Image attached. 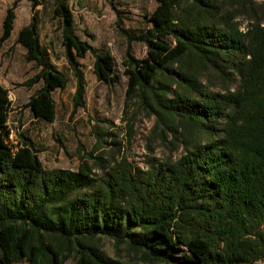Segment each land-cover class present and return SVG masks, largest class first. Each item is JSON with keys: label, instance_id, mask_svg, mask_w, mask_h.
<instances>
[{"label": "trees", "instance_id": "trees-1", "mask_svg": "<svg viewBox=\"0 0 264 264\" xmlns=\"http://www.w3.org/2000/svg\"><path fill=\"white\" fill-rule=\"evenodd\" d=\"M108 2L128 44L125 105L136 101L154 115L152 129L170 153L148 157L145 169L109 150L91 163L80 155L74 170L45 168L28 136L10 141L12 103L0 84V264H64L71 256L72 264H129L103 250V237L151 263H257L264 258V4L244 30L236 17L252 0H155L136 33ZM51 18L74 79L75 111L85 107L88 53L98 81L113 85L120 74L109 50L78 35L67 0L53 1ZM14 19L10 6L0 43ZM15 39L38 68L24 84L41 81L24 107L50 123L53 93L68 76L41 43L34 15ZM133 41L145 45L143 57L132 54Z\"/></svg>", "mask_w": 264, "mask_h": 264}, {"label": "rangeland", "instance_id": "rangeland-1", "mask_svg": "<svg viewBox=\"0 0 264 264\" xmlns=\"http://www.w3.org/2000/svg\"><path fill=\"white\" fill-rule=\"evenodd\" d=\"M53 1L39 0V4L31 7L28 0H0V34L7 8L14 6L15 12L11 35L0 43V84L8 89L11 108L14 110L9 118L10 141L21 144L22 135L28 136L34 142V148L45 168L74 170L81 160L80 155L91 163L97 154L106 159L107 155L103 152L109 150L117 160L124 156L132 165L145 169L148 157L168 155L170 149L160 142L152 129L154 115L147 114L136 101L129 100L125 105L126 77L122 73L121 60L128 44L116 26V14L108 0H67L78 35L96 48L109 50L115 58L116 71L120 74V81L113 85L98 81L92 71L93 58L88 53L82 59L86 82L85 107L73 111L74 79L60 45L58 21L51 18ZM113 1L121 11V25L136 33L147 25L146 16L156 3L155 0ZM260 4H264V0H252L249 3L251 10L239 12L236 20L241 29L245 30L251 13L260 14ZM32 15L36 17L41 43L48 47L53 62L69 79L64 90L53 93L56 115L50 123L32 120L29 108L24 107L29 95L41 84V81L30 86L24 84L38 68L25 59L24 48L15 39L18 30L30 21ZM130 50L136 57L145 55V45L141 42H131ZM223 86L234 88L236 83H225ZM220 87L221 83L217 82L215 88ZM88 152H92V156ZM178 154L179 150L173 152L174 156ZM101 244L108 255L124 259L129 264H185L180 261L146 262L124 245L116 248L113 240L107 237L101 239ZM73 261L71 256L64 264H72ZM13 264L26 263L21 261ZM255 264H264V258Z\"/></svg>", "mask_w": 264, "mask_h": 264}, {"label": "crops", "instance_id": "crops-1", "mask_svg": "<svg viewBox=\"0 0 264 264\" xmlns=\"http://www.w3.org/2000/svg\"><path fill=\"white\" fill-rule=\"evenodd\" d=\"M27 24V23H26ZM25 51V50H24ZM38 88V87H37ZM30 96V95H29ZM12 106V105H11ZM12 112H14V110L11 108V110H10V112H9V117H8V124H9V118H10V115H11V113ZM29 113H30V115H31V119L32 120H36V121H38V122H45V121H43V120H41V119H38V118H36V117H34L33 116V114L31 113V111L29 110ZM47 123H49V122H47ZM9 127H10V125H9ZM11 130V129H10ZM24 136H26L25 134H23ZM33 142V141H32ZM34 143V142H33ZM35 145V144H34Z\"/></svg>", "mask_w": 264, "mask_h": 264}]
</instances>
